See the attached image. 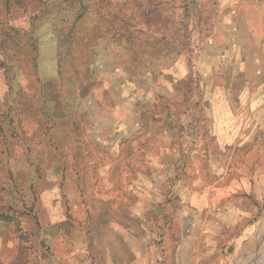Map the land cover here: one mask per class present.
<instances>
[{
  "label": "rangeland",
  "instance_id": "obj_1",
  "mask_svg": "<svg viewBox=\"0 0 264 264\" xmlns=\"http://www.w3.org/2000/svg\"><path fill=\"white\" fill-rule=\"evenodd\" d=\"M0 264H264V0H0Z\"/></svg>",
  "mask_w": 264,
  "mask_h": 264
}]
</instances>
